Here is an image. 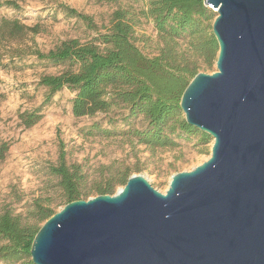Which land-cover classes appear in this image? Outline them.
<instances>
[{
	"label": "water",
	"instance_id": "1",
	"mask_svg": "<svg viewBox=\"0 0 264 264\" xmlns=\"http://www.w3.org/2000/svg\"><path fill=\"white\" fill-rule=\"evenodd\" d=\"M203 1L216 70L197 72L179 105L212 136L210 156L164 192L133 173L67 202L34 235V264H264V0Z\"/></svg>",
	"mask_w": 264,
	"mask_h": 264
},
{
	"label": "rangeland",
	"instance_id": "2",
	"mask_svg": "<svg viewBox=\"0 0 264 264\" xmlns=\"http://www.w3.org/2000/svg\"><path fill=\"white\" fill-rule=\"evenodd\" d=\"M4 1L0 0V18H17L26 25H37L39 31L0 45V213L9 211L24 224L41 226L35 203L54 212L64 205L59 177L49 170L58 162L61 147L66 163L79 164L84 174L80 186L84 199L95 196L96 186L123 171L144 175L154 188L164 192L172 174L188 171L210 156L213 138L209 135L202 142L198 132L173 135L176 146L151 148L139 143L132 131L144 129L147 120L142 114L129 117L123 103L92 116L76 117L71 112L74 92L65 87L43 103L47 87L39 83L40 77L59 73L67 66L38 60L30 51H47L70 38L93 40L98 32L106 31L117 8L127 11L138 48L149 57L158 55L163 41L152 18L143 13L148 0H14L15 5ZM60 4L91 16L96 28L66 15ZM178 45L179 50L187 51L188 37L179 38ZM196 62L198 72L216 70L215 61L210 66L202 58ZM36 107H40L41 117L25 127L19 114ZM96 124L98 130L90 129ZM121 186L115 182L113 193Z\"/></svg>",
	"mask_w": 264,
	"mask_h": 264
},
{
	"label": "trees",
	"instance_id": "3",
	"mask_svg": "<svg viewBox=\"0 0 264 264\" xmlns=\"http://www.w3.org/2000/svg\"><path fill=\"white\" fill-rule=\"evenodd\" d=\"M6 5H15L14 0H5ZM68 16L82 20L88 27L96 28L91 16L77 9L60 4ZM152 18L154 27L163 41L158 55L149 57L135 44L134 26L127 11L117 8L112 12L109 27L98 32L93 40L81 42L77 38L61 41L47 51L35 48L30 51L38 60L51 64H63L67 68L56 74H44L39 83L47 87L43 103L63 87L74 92L71 112L74 116H92L105 112L112 105L123 103L128 116L142 114L147 125L134 129L133 135L141 144L151 148L176 146V135L200 133L202 142L209 135L189 125L180 108L181 94L198 72L196 58H202L210 66L216 60L217 41L211 30L216 15L203 0H148L143 11ZM37 25L29 26L17 18H0V45L24 38L29 32L37 33ZM188 37L187 51L178 49V39ZM19 51V48H15ZM41 117L40 107L25 110L19 118L25 127ZM90 129H99L93 125ZM6 146H3L4 149ZM3 150L0 153L2 155ZM49 170L59 177L64 204L84 199L80 188L84 174L79 164L68 165L61 147L58 162ZM129 176L123 171L116 178L95 187L97 194H112L114 183L125 184ZM54 211L35 203L36 220L44 222ZM40 226L24 224L18 215L9 211L0 213V264L31 261L30 247Z\"/></svg>",
	"mask_w": 264,
	"mask_h": 264
}]
</instances>
